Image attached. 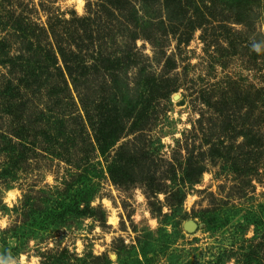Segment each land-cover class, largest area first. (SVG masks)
Returning a JSON list of instances; mask_svg holds the SVG:
<instances>
[{
  "label": "rangeland",
  "instance_id": "1",
  "mask_svg": "<svg viewBox=\"0 0 264 264\" xmlns=\"http://www.w3.org/2000/svg\"><path fill=\"white\" fill-rule=\"evenodd\" d=\"M6 1L0 264H264V0H240V16L223 0H85L82 15L77 0ZM153 77L173 91L136 84ZM246 91L255 112L230 124L218 103ZM138 145L146 161L129 159ZM186 152L204 153L196 183L179 182ZM78 173L86 214L55 220Z\"/></svg>",
  "mask_w": 264,
  "mask_h": 264
},
{
  "label": "trees",
  "instance_id": "2",
  "mask_svg": "<svg viewBox=\"0 0 264 264\" xmlns=\"http://www.w3.org/2000/svg\"><path fill=\"white\" fill-rule=\"evenodd\" d=\"M223 1L226 2L229 6L236 7L237 11L235 12V14L237 16L241 15L243 10L239 9V8H241L240 0H223ZM6 2L11 3L10 1H6ZM231 2H234L235 4L231 3ZM168 19L171 20L170 17H168ZM18 22H19L18 24L21 25L20 21H18ZM135 39H137V38H135ZM60 56L62 57L63 64H64L68 74L70 76H74V74H76V68L74 67V64L76 63V61L75 60H73V61L69 60V58L66 54V51H64L63 49H60ZM123 59H124V61H129L130 56H125ZM111 65H110V67H112ZM97 69H98V67H97ZM75 80L77 81L78 78ZM169 83H170V81L166 78L160 79L159 82H157V80L154 77L153 78H147L143 82H141V81L136 82L137 85L149 86L150 87L149 94H151V95L152 94L155 95V92H157L160 88H163V90H165V95H169V93H171V91H173L172 88L167 85ZM112 88L114 90H118L117 94L123 95V92H121L122 90H120L119 87L112 85ZM116 96L118 97V95H116ZM113 97H114V95H113ZM257 97L258 96L251 95V93L249 91H246V93L243 94V99H242V97L239 96V94L237 96H234L233 98H236L235 102H234V100L233 101L231 100L232 97H229V96L224 97L222 99L221 103H218V108H216V111L218 112V114H221L222 117L225 118L226 121H228L230 124L231 123L240 124L241 122L245 123L243 120L244 117L246 116V119H248V117H249L248 114L255 112L254 110L256 109V105L259 102V99ZM114 102H115V100H114ZM222 109H223V111H221ZM241 109H246V111H247L244 117L239 116L241 114ZM232 115H233V117H232ZM113 117H114V119H111V121H109V123L111 124L110 125L111 129H112L111 131H114L113 134H115L116 133L115 128H118V127H115L117 124L116 123L117 121H115V116H113ZM27 121L28 122H26L25 128L32 129L33 121L30 118ZM104 125L106 127H110L106 123H104ZM35 133L37 134V132H35ZM5 134H6V137L9 136V132H6ZM144 148L140 147L138 145L137 149L136 148H134V150L132 149V152L128 154L129 159L130 160L134 159V161H137V159L140 158L142 161H146L145 160L146 158H144V154H145ZM183 156H184V163H183L184 168L182 171L183 172L182 177L179 180V182L180 183H182V182L186 183L187 181L188 182L194 181L196 183L198 176L201 175L203 172H205V166L203 165L204 153H199V154H196V156H193L192 152L191 153L186 152V155H183ZM128 164H123L122 171L128 170V171L132 172V170L128 169V166H127ZM173 168L174 167L171 166L170 174L172 175V173H173L174 175H176V173L172 171ZM113 171H114V169H113ZM167 174L169 175L168 171H167ZM163 178H164V176H162V180H163ZM71 180H72V184H69L68 182L65 181L64 182V190L63 189L61 190V191L71 190L70 191L71 196L67 197L69 200L61 201V199H60V201L58 203H56L55 205L50 207V208H52L50 210H53V212L56 213V215L54 216V217H56L55 220H58L59 218L61 219L66 214H69L71 216H72V214H75V215L76 214H78V215H81V214L85 215L86 214V210H82V211L79 210V204H80V201H82L83 199H85L84 202H86L90 198H92V196H93L94 189L91 186H89V183H88V182H90V178L84 174L78 173V175H75L74 178ZM69 182H71V181H69ZM127 182H132V181L128 180ZM157 187H158L157 192H165L166 191V190L163 191L164 189H162V185H160V184H158ZM168 195H169V193H168ZM169 196H170V199H172L171 201H173V199L178 196V191H171ZM58 209H60L59 213H58ZM87 210H89V209H87ZM49 214H50V216H52L51 213H49ZM203 223H204L205 227L208 226L209 225V219H204ZM10 232L11 231H2L1 242H4L5 235H8ZM0 250H2V252H3L2 254H0V259L10 258V254H9L10 248L9 247H7V248H5V246L3 248L0 247ZM144 263L149 264V259H147L145 254H143L142 260H139L137 258H133V259L126 260V262H124L123 264H144Z\"/></svg>",
  "mask_w": 264,
  "mask_h": 264
},
{
  "label": "clouds",
  "instance_id": "3",
  "mask_svg": "<svg viewBox=\"0 0 264 264\" xmlns=\"http://www.w3.org/2000/svg\"><path fill=\"white\" fill-rule=\"evenodd\" d=\"M77 4H78L77 11H78L79 14L82 15L83 14V6L85 4V0H77ZM254 50L259 51V49H256L255 47H254ZM6 227H7V224L0 222V229L6 228ZM32 264H37V261L33 260Z\"/></svg>",
  "mask_w": 264,
  "mask_h": 264
},
{
  "label": "water",
  "instance_id": "4",
  "mask_svg": "<svg viewBox=\"0 0 264 264\" xmlns=\"http://www.w3.org/2000/svg\"><path fill=\"white\" fill-rule=\"evenodd\" d=\"M197 225L193 221H188L184 224V230L187 232H193Z\"/></svg>",
  "mask_w": 264,
  "mask_h": 264
}]
</instances>
